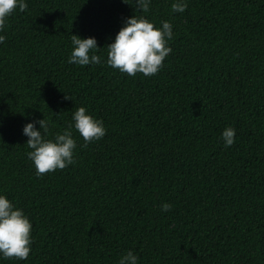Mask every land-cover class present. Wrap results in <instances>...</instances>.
Returning <instances> with one entry per match:
<instances>
[{
  "label": "trees",
  "instance_id": "trees-1",
  "mask_svg": "<svg viewBox=\"0 0 264 264\" xmlns=\"http://www.w3.org/2000/svg\"><path fill=\"white\" fill-rule=\"evenodd\" d=\"M25 0L0 36V195L31 228L0 264H264V0ZM172 25L160 71L129 77L106 47L127 19ZM100 64H69L70 36ZM65 96L69 99H65ZM103 122L75 163L37 176L23 128L53 140L74 111ZM235 142L225 147V128ZM170 211H162L163 204Z\"/></svg>",
  "mask_w": 264,
  "mask_h": 264
},
{
  "label": "clouds",
  "instance_id": "clouds-1",
  "mask_svg": "<svg viewBox=\"0 0 264 264\" xmlns=\"http://www.w3.org/2000/svg\"><path fill=\"white\" fill-rule=\"evenodd\" d=\"M137 10L148 12L150 0H135ZM20 12L27 10L25 0H0V31L5 26L6 19L17 9ZM187 4L183 0L171 5L173 12H183ZM157 28L143 16L134 15L127 19L115 36L113 43L107 49V65L121 73L133 77L143 74L145 77L156 75L163 66L165 58L170 54L171 48L167 41L173 38L172 25L167 21L161 22ZM0 36V43L5 41ZM72 51L68 59L69 64L87 66L100 64L99 55H90V50L99 51L94 38L81 39L76 35L70 36ZM65 99H69L65 96ZM72 121L62 132L57 133L53 140L46 139L42 134L49 130L48 122L44 119L36 121L41 131H37L34 123H28L23 128V134L28 137L26 142L31 151L26 155L35 168L36 175L42 176L56 170H63L75 163L73 150L76 142L73 139V128L82 137L85 146L88 143L101 139L106 133L103 122L87 114L84 107L77 108ZM235 129L227 127L223 130L221 139L225 147L234 142ZM171 204H163L162 211H170ZM32 225L22 210L3 195H0V255L5 259L26 260L30 254ZM137 256L128 251L119 260V264H137Z\"/></svg>",
  "mask_w": 264,
  "mask_h": 264
}]
</instances>
